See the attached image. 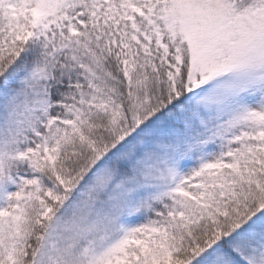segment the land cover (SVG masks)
<instances>
[{
	"label": "snow or ice",
	"instance_id": "snow-or-ice-1",
	"mask_svg": "<svg viewBox=\"0 0 264 264\" xmlns=\"http://www.w3.org/2000/svg\"><path fill=\"white\" fill-rule=\"evenodd\" d=\"M0 264H264V0H0Z\"/></svg>",
	"mask_w": 264,
	"mask_h": 264
}]
</instances>
